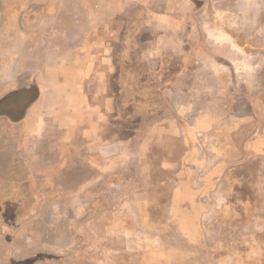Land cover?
<instances>
[{"label":"crops","instance_id":"1","mask_svg":"<svg viewBox=\"0 0 264 264\" xmlns=\"http://www.w3.org/2000/svg\"><path fill=\"white\" fill-rule=\"evenodd\" d=\"M137 1L147 6L150 0H49L39 10H28L24 3L10 8L7 0H0V140L15 136L20 148L32 140L35 149L38 138L55 129L65 139L64 168L57 169L62 175L90 162L101 170L97 175H104L108 163L121 167L122 151L130 161L146 164L153 145L168 147L165 163L177 164L168 207L172 210L174 192L196 191L199 221L185 233L194 242L212 239L206 226L229 223L217 219V209L236 202L221 198L224 191L235 194L242 208L251 191L264 198V41L252 54L253 46L235 37L240 28L206 19L209 13L215 16L206 9L211 0L197 7L194 0H161L155 11L140 14L134 12ZM67 4L79 15L66 9ZM73 16L74 46L68 44L70 33L57 45L54 33L73 28ZM143 31L151 37L145 39ZM135 70L141 84L154 86L149 106L137 112L140 120L134 117L136 106L124 103ZM52 93L55 101L64 99L65 116L46 122L43 115L47 109L51 113ZM136 93L145 97V91ZM38 131L35 140L33 132ZM21 155L23 161L29 159ZM38 155L33 152L31 160ZM87 182L82 179L77 186L81 194ZM70 200L68 209L75 210L77 219L84 206ZM260 203L256 209L264 208V201ZM239 220L231 240H259V218Z\"/></svg>","mask_w":264,"mask_h":264},{"label":"rangeland","instance_id":"2","mask_svg":"<svg viewBox=\"0 0 264 264\" xmlns=\"http://www.w3.org/2000/svg\"><path fill=\"white\" fill-rule=\"evenodd\" d=\"M48 1L32 4L31 0H7V6L13 8L24 3L28 4V10H39ZM203 1L194 0V6ZM157 2L162 1L150 0L146 2L147 6L137 1L134 12L155 11ZM208 4L206 9L215 11V16L209 13L206 19L230 29L240 28L235 34L236 39L245 42L249 48L253 46L249 52L255 54L254 47L264 41V0H211ZM66 9L79 15L77 8L67 4ZM119 18L122 19V15ZM113 22H117L116 17ZM70 24L73 28L54 33L57 45L61 46L65 35L70 33L72 41L68 44L74 46L77 36L74 16ZM141 33L145 39L151 37L146 31ZM74 61L79 62L76 57ZM122 76L126 78L125 73ZM140 76L135 70L129 85L131 90L124 96L126 107L136 106L134 117L139 120L137 112L149 106L148 95L154 87L141 84ZM138 91H145V97L137 94ZM56 97L54 94L49 106L51 113L47 109L43 115L46 122L53 121L54 115L65 116L64 99L59 96L55 101ZM54 111L57 114H52ZM38 118L43 124L44 119L40 115ZM33 133L36 140L39 131ZM125 136L122 133V137ZM38 139L41 142L35 149L32 140L22 148L17 146L15 136L11 140L7 137L0 140V264H264V208L255 207L256 203L264 201L262 195L252 191L246 194V207L242 208L243 202L235 194L224 191L221 198L227 196L236 202H225L228 206L218 208L215 216L229 223L206 226V233L213 238L208 235L210 240L194 242L192 234L185 232L197 228L195 223L201 212L193 203L197 192H174L172 210L168 207L174 181L171 175L177 169V164L164 161L168 157V147L164 150L159 144L153 145L146 164L130 161L125 155L127 152L122 151L121 167L113 168L114 162L108 163L109 166H104V175H97L101 170L96 169L95 162L88 166L78 163L77 171L74 168L62 175L57 169L64 168L65 161L61 160L65 154L64 136L57 135L55 129H48L44 138ZM33 152L39 153L36 161L31 160ZM22 153L29 159L23 161ZM164 167L169 168L170 175H166ZM53 169L55 172L50 173ZM28 171H32L33 176ZM82 179L88 181L83 194L77 189ZM33 181L35 185L29 186L28 183ZM74 189L77 193L70 196ZM72 197L84 206L81 215L77 210V219L75 210L72 213L68 209ZM187 205L191 208L187 209ZM241 216L259 218V240H231L230 234L240 227ZM204 248L208 250L206 256L202 255Z\"/></svg>","mask_w":264,"mask_h":264}]
</instances>
